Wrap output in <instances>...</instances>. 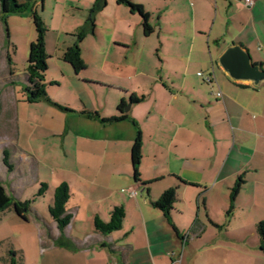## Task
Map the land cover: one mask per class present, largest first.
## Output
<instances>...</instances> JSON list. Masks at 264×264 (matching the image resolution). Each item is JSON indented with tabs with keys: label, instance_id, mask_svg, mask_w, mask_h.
<instances>
[{
	"label": "crops",
	"instance_id": "1",
	"mask_svg": "<svg viewBox=\"0 0 264 264\" xmlns=\"http://www.w3.org/2000/svg\"><path fill=\"white\" fill-rule=\"evenodd\" d=\"M113 2L108 50L129 64L130 58L135 59L137 65L119 70L123 75L108 72L113 79L108 82L86 70L75 74L59 64L62 76L75 79L71 85L77 95L68 101L49 98L73 111L41 101L37 103L46 110L28 120L33 126L31 136L41 117V126L47 124L51 136L60 139L52 147L56 161L48 165L50 178L36 179L48 185L41 196H48L42 216L35 213L39 239L46 240L50 251L65 250L67 258L62 262L66 264H239L233 256L260 260L254 252L227 245L245 242L243 234L230 230L236 213L241 211L243 222L250 226L264 219V83L252 86L230 79L217 58L226 47L238 44L264 69V0H253L251 6L243 0H148V8L138 0L150 15L149 24L157 16L150 24V35L143 34L139 15ZM109 5L107 0L103 10ZM94 20L91 39L94 47H101L106 40L99 37V22ZM140 32L144 45L136 54L142 44ZM65 47L60 55L54 52L61 61ZM46 51L49 58L53 56L47 43ZM208 74L210 81L204 79ZM121 77L132 93L144 96L125 111L126 118L103 123L81 115L84 110L97 111L99 118L119 115L117 104L128 96L125 84L118 80ZM85 87L93 90L95 100ZM113 87L121 93H114ZM139 130V172L149 182L147 190L134 182L131 166L130 149ZM9 141L18 145L13 135ZM34 149L8 150L11 160L18 158L37 167L42 161ZM8 173L10 181L2 183L8 193L25 188L24 173L16 175L14 165ZM238 176L244 184L226 218L230 189ZM61 181L69 187L66 208L71 214L62 236L48 214ZM172 186H177V196L170 216L177 233L151 204ZM116 206L125 209L122 228L106 234L94 230V217L107 221ZM205 237L198 247L190 246L189 240Z\"/></svg>",
	"mask_w": 264,
	"mask_h": 264
},
{
	"label": "rangeland",
	"instance_id": "2",
	"mask_svg": "<svg viewBox=\"0 0 264 264\" xmlns=\"http://www.w3.org/2000/svg\"><path fill=\"white\" fill-rule=\"evenodd\" d=\"M36 3V8L39 15L47 26L46 43L47 49L52 53V57L47 59V78L48 81L61 82V85L47 87L48 97H52L58 100H71L77 95L76 90L71 83H75L72 79H67L61 75L59 70V64L65 66L66 69L71 71V67L65 62L57 59L56 54H61L62 47L72 46L76 42L74 36L82 26L85 25L87 16L90 14V9L94 3V0H32ZM110 1V7L105 10H99L94 15L97 23L99 22L100 29L98 28L99 37H104L106 44L101 47H94L91 39V33L85 35L82 42H80L81 53L86 63V72L92 77H105L108 82H112V75L108 72H113L115 75H123V70L134 68L137 63L135 59L130 58V64L128 60H122L115 58L114 55L108 50L112 43L108 41L110 32V26L112 20L109 18V13L113 8L114 2ZM107 2V0H106ZM134 4H139L138 0L133 1ZM146 7H150L148 0H143ZM113 3V4H112ZM145 7V8H146ZM1 13V12H0ZM157 16L150 19V24L153 25ZM80 25V27H79ZM34 26L32 18L30 16L29 9L22 13L9 14L5 21L1 19L0 14V182L7 184L9 173L6 167L2 163V151L4 148L9 149L12 152L15 151V147H19L27 150L29 146L37 150L38 155L42 162L39 165L28 163H20L18 158L13 157V165L15 166V173L19 175L24 173L26 181L17 190L11 192L13 198L20 201L25 199H31L40 186V182L36 181L37 178L46 177L50 178L49 164L55 162L53 160V146L59 144L60 139L51 136L47 131L48 127L42 125L41 117H39V127L33 136L29 134L30 129H33L28 123L29 119L37 118L38 114L45 111L44 104L39 103H24L21 100L22 88L25 85V63L27 59L28 46L30 42L35 39ZM70 31V32H69ZM96 31V27H95ZM140 31V30H139ZM141 32L137 34L142 40ZM152 38H155L154 36ZM143 40L141 46L135 50V53L140 52L139 49L143 48ZM137 48V47H136ZM54 52L56 54H54ZM12 62L9 64V57ZM122 70V71H119ZM113 74V75H114ZM125 74V73H124ZM122 78V77H121ZM121 80L127 88L128 96L126 99L131 98L134 94L130 90V86L125 79ZM76 84V83H75ZM116 88V87H115ZM113 91L121 93L118 89ZM86 93L89 98L95 100L96 96L92 89L85 87ZM81 94V92H79ZM103 92H100V96L103 98ZM110 95H113L111 93ZM82 99H87L85 93L81 94ZM43 105V106H42ZM45 123H48V119L44 118ZM56 126V124H55ZM14 136L17 140V146L10 145V137ZM7 147H6V146ZM5 146V147H4ZM57 150V149H56ZM48 196L43 198H36L32 203L31 211L28 212V218L30 220L24 221L20 219L12 210V207L0 212V264H10V259L13 257L9 253V250L17 252L14 257L15 264H66L62 262L67 258L65 250L57 248L50 251L47 246V242L43 239V242L38 237V232L35 224V213L42 216V203L47 201ZM34 207V208H33ZM233 212V211H232ZM46 216L47 213H45ZM241 211L236 213L232 218L230 230L240 232L244 235V243H230V246H239L241 250L246 252H254L256 255H260V260L253 258H239L233 260L238 261L239 264H264V255L259 250V239L256 231V227L250 224H245ZM264 215H261L263 217ZM240 217V218H239ZM258 217V216H257ZM255 217V219L257 218ZM259 218V217H258ZM241 219V221H240ZM249 223V222H248ZM47 228V227H44ZM207 238L203 240L192 241L189 240L190 246L198 247L201 242H205ZM237 248V247H236ZM190 249V248H189ZM188 251V248H187ZM188 252L186 253V256ZM232 259H229V261ZM188 262V260H186Z\"/></svg>",
	"mask_w": 264,
	"mask_h": 264
},
{
	"label": "trees",
	"instance_id": "3",
	"mask_svg": "<svg viewBox=\"0 0 264 264\" xmlns=\"http://www.w3.org/2000/svg\"><path fill=\"white\" fill-rule=\"evenodd\" d=\"M118 5H125L132 12V14H137L140 17L141 25L144 31V35H150L152 33L153 28L149 24V13L144 9L141 4H134L133 0H115ZM107 2L106 0H94L92 8L90 9V14L87 16L85 25L81 27V29L74 35L76 37V42L69 47H65L62 52L61 59L65 61L74 71L75 74L83 73L86 70V63L81 55V45L80 42L84 39L85 35L94 32L95 30V20L94 15L97 11L103 10L105 8ZM29 9L30 16L32 18L35 39L30 42L28 46L27 59L25 63V85L22 88V95L20 98L24 102H28L31 104L37 102H47L50 105H53L59 109H63L66 112L73 111L71 108L64 106V104H59L52 101L47 94V87L49 86H58L57 82L48 81L47 78V59L49 54L46 51V32L47 26L39 12L36 8V3L32 0H0V14L1 19L5 21L6 17L9 14L13 13H22L25 10ZM9 57V56H8ZM9 59V64L12 62L11 57ZM261 65V64H260ZM263 68V67H262ZM143 95L137 96L133 94L131 98L124 99L121 98L117 104V111L119 115L110 116L108 118H99L97 111L84 110L81 111V115L87 118H96L101 122H110V121H118L127 117V113L125 112V107L128 102L130 104H135L143 99ZM141 131L136 132L132 148L130 149V158H131V166L133 171V178L136 184L140 186H144L147 190L146 186L149 182H144L139 172V164L142 161V138ZM2 163L6 167L7 171H11L13 168V164L10 159V153L8 149H3L2 151ZM180 183L187 184L186 181L179 179ZM241 184H244L243 178L238 176L235 180V183L232 185L230 189V200L229 206L226 211V218L231 216L233 211V202L236 200L238 192L240 190ZM195 186V185H193ZM48 189V185L46 182H41L40 186L35 194H33L31 199H25L24 201H20L15 199L8 193L6 188L0 182V212L7 209L8 207H12V211L22 220L28 221V212L31 211L32 203L35 202L36 198H40L45 195ZM177 186L169 187L164 190L158 198L151 202L153 207L159 208L163 213L162 215L166 218L168 223L175 229L177 233V228L174 225L171 219V211L173 209V203L177 196ZM70 191L68 184L66 182H60L54 189L52 195V203L48 207V214L51 218L56 222L57 229L60 235H63V229L66 228L71 219V214L68 213L66 208L67 202L69 200ZM125 209L122 206H116L110 211L109 218L107 221H103L98 216L94 217V227L97 232L106 234L111 233L116 230H120L122 228V223L124 219ZM196 221H194L195 225ZM211 225L215 227H223L222 225L214 224L210 222ZM256 231L259 239V251L264 254V219L260 220L256 223ZM46 233L48 234V230L46 229ZM49 235V234H48ZM183 239V238H181ZM11 256L15 257L17 252L14 250H9ZM14 257L10 259V264H15Z\"/></svg>",
	"mask_w": 264,
	"mask_h": 264
},
{
	"label": "water",
	"instance_id": "4",
	"mask_svg": "<svg viewBox=\"0 0 264 264\" xmlns=\"http://www.w3.org/2000/svg\"><path fill=\"white\" fill-rule=\"evenodd\" d=\"M218 65L234 81H246L252 86L264 83V69L253 63L249 52L241 45H229L217 58ZM131 106L127 103L125 111Z\"/></svg>",
	"mask_w": 264,
	"mask_h": 264
},
{
	"label": "built area",
	"instance_id": "5",
	"mask_svg": "<svg viewBox=\"0 0 264 264\" xmlns=\"http://www.w3.org/2000/svg\"><path fill=\"white\" fill-rule=\"evenodd\" d=\"M243 2H244V3H243L244 5L251 6L252 3H253V0H243ZM263 52H264V51H263ZM263 55H264V53H263ZM197 75H198V76H202V73H201V72H198ZM211 78H212L211 74H208V75H206V76L204 77V79H205L206 81H210ZM218 95H220V93H218ZM135 192H136V191L134 190L133 193H135Z\"/></svg>",
	"mask_w": 264,
	"mask_h": 264
}]
</instances>
